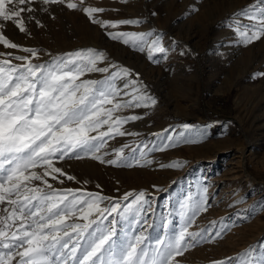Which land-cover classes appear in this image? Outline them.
<instances>
[{
  "label": "rangeland",
  "instance_id": "374dc122",
  "mask_svg": "<svg viewBox=\"0 0 264 264\" xmlns=\"http://www.w3.org/2000/svg\"><path fill=\"white\" fill-rule=\"evenodd\" d=\"M84 5L105 9L96 14L99 20L140 23L102 28L82 11L35 0L30 5L35 11L24 14L27 31L23 39L16 38L20 32L11 23L0 30L21 46L7 49L0 45V53H12L0 60L26 63L14 57L28 56L22 49L32 48L37 50L32 62L47 66L57 57L91 48L105 57L97 67L109 71H85L81 81H108L122 93L125 83L137 81L136 86L156 104L114 114L140 119L121 125L126 135L106 138L96 153L105 163L85 152H79V159L73 155L53 158L56 167L75 177L48 178L53 189L99 194L106 198L100 201L101 208L110 209L119 202L118 213L134 198L124 200L125 193L143 191L147 202H140L135 219L131 214H126L127 219L118 213L104 214L105 225L118 222L110 225L117 229L118 244L126 236L142 233L148 238L144 246L151 252L157 238L178 235L186 226L192 233L204 230L205 236L221 233L211 242L202 240L189 248L178 258L181 264H229L230 258L235 264L250 248L257 258L264 255V75H260L264 74V35L244 43L236 31L237 27L255 31L257 22L239 14L247 10L256 15L264 5L260 0H84ZM51 8L65 12L62 28L81 34L83 40L74 36L63 47L52 29L58 27L56 13L43 11ZM34 23L38 35L31 29ZM84 28L98 32L96 39L88 37ZM108 32L150 34L148 43L159 38L166 52L153 51L149 59L147 44L140 51L111 39ZM122 69L130 74L124 75ZM112 73L120 75L113 78ZM106 130L107 126L101 129ZM121 150L123 155L118 158ZM173 164L177 166H168ZM35 170L43 172V168ZM36 184L45 187L39 181ZM197 204L207 211H198ZM4 207L8 205H0V210ZM69 222L84 223L76 218ZM4 251L0 246V252Z\"/></svg>",
  "mask_w": 264,
  "mask_h": 264
},
{
  "label": "snow or ice",
  "instance_id": "6c2138e0",
  "mask_svg": "<svg viewBox=\"0 0 264 264\" xmlns=\"http://www.w3.org/2000/svg\"><path fill=\"white\" fill-rule=\"evenodd\" d=\"M34 2L0 0V30L11 23L20 32H26L24 14L35 11L30 6ZM43 3L61 4L70 10L82 11L92 23L102 28L140 23L137 20H99L96 14L105 9L85 6L84 0H43ZM260 3L264 5V0ZM239 15L257 22L253 25L255 31L237 27L236 31L244 43H251L264 35V8L256 15L247 10ZM107 34L113 40L139 47L140 51H144L142 45L147 44L149 59H153V51L166 52L159 38L148 43L146 36L150 34ZM0 45L7 49L21 47L8 39L3 31H0ZM22 51L30 55L15 56L14 59L26 63L13 65L11 59L0 60V205H8L0 210V246L7 250L0 252V264H13L17 257V264H181L178 258L189 248L202 240L211 242L221 235L219 231L208 236L203 234L204 230L192 233L186 226L178 235L157 238L151 252L144 246L148 238L142 233L126 236L118 244L115 239L117 229L110 226L118 222L110 221L105 225L107 217L104 214L118 213L121 208L119 202L110 209L101 208L100 201L106 198L99 194L53 189L48 178L58 180L60 176H66L68 180L75 179L56 167L53 158L63 160L73 155L79 159V152H85L105 163L96 153L105 146L106 138L126 135L121 125L128 120L140 119L138 116L114 114L125 108L155 105L156 100L143 94L136 86L137 81L125 83L123 93L108 81H81L85 71H109L108 68L97 67L105 57L94 49L67 53L47 66L32 62L37 50L23 48ZM0 56L11 57L12 53H0ZM122 72L130 74L127 69H122ZM111 75L115 78L120 74ZM129 88L130 92L127 91ZM122 94L130 98L118 100ZM104 126L107 130L101 131ZM183 127L187 129L189 126ZM122 155V150L117 153L118 158ZM107 163L117 164V160ZM38 168H43V172L35 170ZM35 181L45 187L33 185ZM133 196L123 212L118 213L121 219H127L126 214L135 219L136 212L140 211L145 193H125L123 199L129 200ZM197 210L207 211V208L197 204ZM73 218L84 223H70ZM9 239L11 243L6 242ZM253 252L251 248L245 250L235 264H264V255L257 258ZM229 264H232V258Z\"/></svg>",
  "mask_w": 264,
  "mask_h": 264
},
{
  "label": "bare ground",
  "instance_id": "6f19581e",
  "mask_svg": "<svg viewBox=\"0 0 264 264\" xmlns=\"http://www.w3.org/2000/svg\"><path fill=\"white\" fill-rule=\"evenodd\" d=\"M43 11H44V13H46L47 11H48V13H53L54 14V12L56 13V22H57V26L58 27H52V29H53V33H55V35H56V37L60 40V44L64 47L67 43H68V40H71L74 36H78V38L80 39V40H83V36L80 34L79 35V33L77 34V35H75V34H71L70 32H68L67 30L65 31L63 28H62V24H64L63 23V20H62V17L66 14L65 12H64V14L63 13H61V11L60 10H56V9H47V11H45V9H43ZM60 11V12H59ZM42 14V13H41ZM40 16V15H39ZM46 16V15H45ZM45 22V21H44ZM82 23V22H81ZM33 27V26H32ZM50 28V27H49ZM80 28H81V26H80ZM17 29V28H16ZM32 29V31H34L36 34L35 35H38V31L36 30L37 29V26H36V23H34V27L33 28H31ZM66 29V28H65ZM89 30V29H88ZM88 30H86L85 28L83 29V31L84 32H86V34H87V36L88 37H91L93 40L94 39H96V37H97V34L96 33H98V32H96V33H94V32H91L90 30L88 31ZM10 31H12V29L10 30ZM80 31H81V29H80ZM20 32V31H19ZM74 32V31H73ZM24 33L25 32H20V33H17L16 34V38H19V39H23L24 38ZM82 33V32H81ZM9 34H11V33H9ZM54 35V34H53ZM9 37H11L10 35H9ZM75 37V38H76ZM56 38V39H57ZM13 39H15V38H13ZM12 41V40H11ZM16 41V40H15ZM57 41V40H56ZM20 42V41H19ZM17 43V42H16ZM22 43V42H21ZM58 43H59V41H58ZM23 44V43H22ZM25 44V43H24ZM59 44V45H60ZM70 44V43H69ZM67 46V45H66ZM1 48V47H0ZM67 48V47H66ZM248 62V61H247ZM247 62H245V64L247 63Z\"/></svg>",
  "mask_w": 264,
  "mask_h": 264
}]
</instances>
